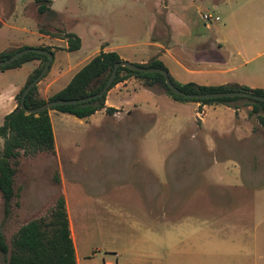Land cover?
<instances>
[{"label": "rangeland", "instance_id": "rangeland-1", "mask_svg": "<svg viewBox=\"0 0 264 264\" xmlns=\"http://www.w3.org/2000/svg\"><path fill=\"white\" fill-rule=\"evenodd\" d=\"M154 2L56 0L55 7L64 14L55 21L87 32L129 20L141 38ZM260 2L226 0L217 11L225 17L230 11L250 8L264 17V10L256 9ZM206 3L211 6L210 1ZM37 9L30 0H0V20L5 22H0V46L7 39L29 38L30 34L13 26L36 28V22L43 23L47 17ZM258 62H264V53ZM69 117L54 115L59 153L21 158L15 177L21 195L12 201L9 215L0 193V229L8 241L20 226L45 215L64 195L79 264H164V260L165 264H264V137L256 148L259 152L247 156L250 164L240 167L226 160V145L232 141L227 138L218 139L220 164L209 163L213 155L204 152L201 138L196 146L184 139L168 162L161 146L175 140L161 139L159 133L166 136L171 131L157 124L151 135L154 161L150 170L129 159L115 126L110 131L88 130L77 117ZM1 140L0 136V152ZM241 142L249 145L248 138ZM189 146L197 148L209 164L201 168L183 164L181 148ZM57 175L64 176V183L56 181ZM240 245L246 249L241 251Z\"/></svg>", "mask_w": 264, "mask_h": 264}, {"label": "crops", "instance_id": "crops-1", "mask_svg": "<svg viewBox=\"0 0 264 264\" xmlns=\"http://www.w3.org/2000/svg\"><path fill=\"white\" fill-rule=\"evenodd\" d=\"M55 1L51 2V11L41 14L47 17L43 18V23L36 22V28L13 26L30 34L29 38L7 39L0 46V53L22 47H52L54 60L48 74L38 83L40 95L46 99L63 90L81 68L102 52H117L123 61L136 64L161 61L171 76L183 84L194 82L203 86L239 85L264 89V62H258L264 53V17L260 11L244 8L239 13L230 11L222 17L217 10L226 0H155L152 18L145 35L140 38L136 25L129 20L118 26L107 24L104 29L92 27L87 32L60 26L55 19L64 13L55 7ZM206 1L211 2L210 7ZM30 3L38 8L35 0ZM256 9L264 10V0ZM206 13L219 16L220 20H205ZM0 22L5 24L3 20ZM69 32L81 38L82 45L77 51L68 50L65 33ZM79 52L82 54H77ZM42 64V59L36 58L19 67L0 70V121L17 107V95ZM108 108L114 112L108 113ZM202 109L205 114L198 119L196 113ZM117 111L122 113L121 117L114 115ZM58 114L72 118L69 117L71 114L50 110L56 153L59 149L54 115ZM261 117H264V106L256 107L245 99L211 104L182 101L157 87H146L139 78L131 76L108 91L104 108L76 120L88 130L103 128L110 131V126H115L121 146L131 155L129 159L144 163L151 170L154 161L151 135L155 134L157 124H165L171 131L166 136L159 133L161 139L175 140L171 145L161 146V151L166 152V161L170 162V155L184 139L196 146L197 139L201 138L204 152L213 155L209 163L220 164L218 139L227 138L232 141L226 145L228 156L225 159L240 167L250 164L249 154L259 152L256 148L260 147V138L264 137ZM246 138L249 145L241 142ZM193 146L181 148L185 157L182 163L201 168L203 163H208V158L203 159ZM134 153L136 160L132 157ZM61 178L64 183V176ZM65 198L69 213V202ZM238 247L241 251L246 249L245 245Z\"/></svg>", "mask_w": 264, "mask_h": 264}, {"label": "trees", "instance_id": "trees-1", "mask_svg": "<svg viewBox=\"0 0 264 264\" xmlns=\"http://www.w3.org/2000/svg\"><path fill=\"white\" fill-rule=\"evenodd\" d=\"M35 1L40 14L52 10V0ZM65 36L69 42V51H77L81 48L82 41L79 35L69 32L65 33ZM23 48L27 47L3 51L0 53V59L9 58ZM40 48L53 50L52 47ZM36 58L42 59L43 64L29 77L27 86L40 74L44 64L48 60L46 55L30 52L10 65L0 66V70L19 67L23 63ZM121 61L123 59L117 52H102L81 68L63 90L48 99L40 95L39 86L36 84L26 97V106L28 108H36L48 101L80 99L96 94L103 89L108 80L105 76L106 72L112 70L115 64ZM139 65L145 66L147 64ZM149 65L168 70L158 60H153ZM123 69V67L119 68L118 75L109 90L118 82L135 76L142 81L144 86L164 89L167 94L182 101H197L211 104L245 99L256 107L260 105L264 106V101H257L246 97L215 99L186 98L175 94L169 88L164 75L161 73H143L129 70L126 75H123ZM170 77L173 83L186 93L250 91L258 95H264V89H250L239 85L203 86L194 82L183 84L176 81L171 74ZM23 91L24 89L17 95V107L5 116L3 124L0 125V136L3 141L0 152V193L4 199L6 215H9L11 212L14 198H19L21 195V187H15V177L19 172L21 158L36 156L43 152L56 153V141L50 110H59L78 118H87L105 107L108 93L107 91L102 97L82 104L59 105L39 113H28L21 107ZM107 111L108 113L114 112L111 108H108ZM261 121L264 124V117H261ZM56 181L61 183L62 179L59 175L56 176ZM16 204H19V202L17 201ZM0 264H79L64 195L58 197L55 204L45 215L34 218L20 226L11 235L9 241L0 229Z\"/></svg>", "mask_w": 264, "mask_h": 264}, {"label": "water", "instance_id": "water-1", "mask_svg": "<svg viewBox=\"0 0 264 264\" xmlns=\"http://www.w3.org/2000/svg\"><path fill=\"white\" fill-rule=\"evenodd\" d=\"M35 52L44 54L48 57V60L44 64L43 69L41 70L40 74L32 81L30 82L25 88L22 93L21 97V107L28 113H39L45 110L52 109L55 106L59 105H74V104H82L97 98L102 97L105 95V93L109 90V88L112 86V84L115 81V78L118 75L119 68L123 67L122 74L126 75L129 70L131 71H137V72H143V73H161L164 75L165 80L169 88L177 95L190 98V99H215V98H228V97H246L250 99H254L257 101H264V95H258L250 91H223V92H208V93H186L183 90H181L179 87H177L173 81L171 80L169 71L160 67H154L150 66L149 64L143 66L139 65L130 61H121L115 64L114 68L112 70H108L105 74V76L108 78L105 86L103 89L93 95L80 98V99H59L54 101H48L47 103L36 107V108H28L26 106V97L30 90L38 84L49 72L51 64L54 60V53L50 50L38 48V47H27L18 50L13 55H11L9 58L6 59H0V66H7L15 62L17 59L22 57L23 55Z\"/></svg>", "mask_w": 264, "mask_h": 264}, {"label": "built area", "instance_id": "built-area-1", "mask_svg": "<svg viewBox=\"0 0 264 264\" xmlns=\"http://www.w3.org/2000/svg\"><path fill=\"white\" fill-rule=\"evenodd\" d=\"M211 18H214L216 21H219L220 20V17L219 16H213L211 13H206L204 14V19L205 20H210ZM204 109L198 111L196 113V116L198 119H202V117L204 116ZM116 117H121L122 113L120 111H117L115 114H114Z\"/></svg>", "mask_w": 264, "mask_h": 264}]
</instances>
